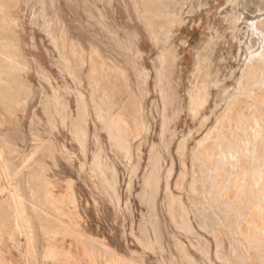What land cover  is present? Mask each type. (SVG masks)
Here are the masks:
<instances>
[{"label":"rangeland","instance_id":"374dc122","mask_svg":"<svg viewBox=\"0 0 264 264\" xmlns=\"http://www.w3.org/2000/svg\"><path fill=\"white\" fill-rule=\"evenodd\" d=\"M145 1L157 5L158 0H0V50L15 49L14 53L28 65L25 70L21 62L12 60L0 65V73L15 72L30 89L20 96L14 86L7 85L5 95L0 96V102L7 100L8 109H2L0 115V264H233V247L224 230L216 226L218 219H210L212 213L192 214L194 229L188 232L176 228L174 220L179 219L178 198L190 207V190L179 185L181 174L186 170L190 174L188 182L191 181L197 143L225 114L226 105L235 95L237 80L243 81L242 98L248 95L249 105L258 101L257 91L264 95V75L254 86L241 77L247 45H254L249 25L264 19V0H177L174 9L180 13L179 19L171 23L164 19L167 27L163 34L156 29L158 40L143 19L145 6H150ZM50 34L59 43L66 39L65 48L71 52L72 62H76L74 77L63 73L61 44L57 48ZM168 47L177 57L173 80L179 90V110L168 102L163 136L157 68ZM93 54L101 56V67L115 66L123 72L124 76L113 78L105 69L103 84L118 92V99L127 104L128 112L134 110L136 102L144 108L150 130L143 131L134 141L131 160L114 146L95 119L90 102L94 86L90 77L95 74ZM260 54L262 57L254 64H264V51ZM198 62L200 69L196 68ZM10 79L0 74L1 83L7 84ZM143 79L147 82L146 93L142 92ZM197 84L199 92L190 100V91ZM126 87H130L129 92ZM76 90L86 96L89 104L85 138L72 129L75 121L70 114L78 112ZM56 99L61 102L58 107L54 104ZM125 116L134 130L133 119L128 113ZM184 141L185 149L181 147ZM38 143L45 144L46 149L50 146L53 152L44 155L41 149L36 151ZM99 149L101 166L95 169L93 158ZM152 150L161 156L160 180L145 185L144 177L151 171ZM172 161L175 168L169 178ZM7 163L12 164L13 171H6ZM40 163L44 168L41 174L34 175L33 170ZM230 187L228 193L237 219L242 218L239 228L243 238L239 240L253 264H264L263 232L256 234L257 229L249 223L250 216H260L254 214L253 205L258 195L252 187L253 192L244 188L238 193ZM246 192L251 198L244 197ZM31 194H35V199ZM171 198L172 215L168 206ZM226 224L228 228L224 229H234L232 220ZM246 236L250 241L245 244ZM216 238L228 259L218 256ZM141 242L147 247L143 248ZM182 244L184 249L180 248ZM248 244L260 248L254 250ZM203 245L209 246V253L201 250Z\"/></svg>","mask_w":264,"mask_h":264},{"label":"bare ground","instance_id":"6f19581e","mask_svg":"<svg viewBox=\"0 0 264 264\" xmlns=\"http://www.w3.org/2000/svg\"><path fill=\"white\" fill-rule=\"evenodd\" d=\"M147 2L150 3V6H145V8H144L145 15L143 16V19L146 21V27L153 31L152 32L153 36L155 37V39L158 40V39H160V36H159L160 34H159V32L156 31V29H160V33L163 34L164 29L167 27V24L163 20L166 19L167 23H171V22H175L176 20L179 19L178 15L180 13L178 14L177 11L174 9L175 8L174 4L177 3V0H158L157 5H154L149 1H145L143 3H147ZM58 21L59 20H57V24L59 25ZM249 29L252 32V35L254 36V41H253L254 45L252 47L250 45H247V53L243 59V62H244L243 74L241 77L244 79L246 84L254 86L255 84H258L262 81L263 77H261V76L264 75V64L263 65L259 64V62H256L254 64L255 60H257L259 57H262V54H260V51H264V19H261L257 22H251L249 25ZM53 32H55V31H53ZM62 32L63 31H61V34H62ZM51 36L55 40V42H52V43L56 44L57 48L61 44V48H60L61 49L60 52H61V56H62L61 68H62L63 73L69 75L70 77H74L73 66L75 69V65H73V64L74 63L76 64V62H74V63L72 62L71 54H70L71 52H69V50H66V48H65V44L67 42L66 39L61 40L62 41V43H61L60 39L58 38L59 39L58 41H60V43H59L56 41L57 39H55L53 34H50L51 40H52ZM74 49H76V48H74ZM13 50H15V49H7L6 51L0 50V65L5 66L6 63H9L10 61L15 60V61L21 62L22 65H24L23 68L25 70H28V65L25 63V60H23V58H21V55L16 54L17 52L14 53ZM79 53H80V51L78 52V54ZM75 54L76 53L74 52V55ZM24 58H26V57H24ZM75 60L76 59H73V61H75ZM91 60H93V62H94V64H91V65H93L92 70L95 72V74H93V76L90 77L92 79V81H94V86L93 85L91 86L92 92H94V94L91 92V99H90L91 101L90 102H92V107H93V112L95 114V119L98 121V123L100 125H102L103 129L106 130V132L108 133V137L113 142L114 146L118 147L120 152L125 154L127 159H130L132 157V152L134 149V141L139 140L143 131L150 130V128H149L150 125L148 123H146V121H145L144 108L142 105H140L139 103L136 102V105L134 106V110L128 112L127 104L124 101H122V102L119 101L118 92L115 89H110L106 85L103 84L104 77H105V69H108V73L111 77H112V75H114L113 78H117L119 75L124 76L123 72L117 71V69H116L117 67H115V66H109V68H106V66L101 67L100 65H101L102 59H101V56H99L98 54H93V58ZM248 60H249V63L247 65ZM176 62H177V57H176V55H174L173 48L168 47L167 48V54L162 55V57L160 59V65L157 68V92L159 93V96H160L161 100L163 101L162 102L163 103V113L161 114V118H162L161 126L163 128L161 135H163V136L166 134L165 128L167 126L168 102L174 103L176 106L175 110L176 111L179 110V107L177 106L178 105L179 90L177 89L176 85L174 84V80H173L174 75H175V70L177 68ZM201 67H202V65L198 62L196 65V68L200 69ZM250 67L255 68V70L252 69L250 71ZM2 71H4V68ZM2 73H3V75L6 74L7 76H9L11 79L6 81L7 84H3L0 82V96L5 95L7 85L14 86L16 93L20 96L24 95L25 91H27L29 93V90H30L29 87L24 83V80L22 81L20 78H18L16 76L15 72H11V73L8 72V74H7L6 71H4ZM2 73H0V74H2ZM60 73H61V71H60ZM145 77L147 78V76H145L143 74V78H145ZM77 82H78V80H77ZM146 83H147L146 80L143 79V82H142L143 85L141 84L143 93H146V91H147ZM79 84H80V82H79ZM242 84H243L242 80H237L235 95L229 101V103L226 105L225 114L223 116H221L220 118H218L214 128L208 134H206L200 141H198V143H197L198 144V151H196L193 154V166H194V173L195 174L193 177H191V181L188 182V178L190 177V174L186 170H184L181 174L179 185L181 186V188L186 189V187H188V190H190V194H189L191 196L190 207H188L182 201V199L178 198L177 200H178V205H179V209H178V211H179L178 218L179 219L174 220V223H175L176 228H181V229H184L188 232L189 229H194V225H193L192 219H191L192 214H195L198 211H204L209 215H210V213H212L210 215V219L211 218H213V220L218 219L219 223L216 226L221 227L224 230L223 234L226 235V238H228V240L231 244L230 247L231 246L233 247L234 255L231 256L232 263L233 264H253V261L251 262L250 253L246 250L247 248L243 247L242 243L239 240V237L241 236L240 235L241 229L239 228V225H240V220L242 218L239 216V219H237V216H236L237 211L234 209L235 208L233 206L234 202L231 200L229 193H228V190H229V187L231 186L230 188H232V187L236 188L237 193L238 192H244L245 191L244 188L245 189L248 188L250 190V187H252L256 191L257 194L255 193L256 194L255 196L258 195V201H257V203L255 201H253L256 204L252 203L253 205H256V208H254L253 206H251V208L253 207L254 210L256 211L254 214L257 213V214H260V216L258 215V217H256L255 215L251 214L252 215V216H250L251 221H249V223H252L251 227L253 225L254 229L258 230V231L256 230V234H258L259 231H262L263 232L262 236H263L264 235V209L261 206L262 205L261 203L263 202L261 200H264V196H263L264 195V95H261V94H263L262 91H257L256 95L257 94L260 95L257 97L258 101H256V103H251L249 105L248 104L249 102H247V100H249L248 95H246V96L244 95L242 98V92H241L242 89H240V87L242 88ZM198 88H199V85L197 84L190 91V94H192L190 96V100L194 98V96H193L194 93L199 92ZM129 89H130V87H126V91L128 90V92H129ZM67 91H69V90H67ZM247 93H249V92H247ZM85 97L86 96H84L83 93H81L79 90H76V100H77L76 103H77L78 112H77V114H74V115L70 114L72 120L75 121V123L72 122V129H74V132L78 131L80 134H82L83 138H85V136L87 135L88 130L86 128V125H87V119L89 118L88 117V105L89 104L87 105V101H86ZM144 97H146V96H144ZM1 100L3 102H0V115H2V113H1L2 109L4 111L8 112V109H6L7 100H6V103H4L5 99H1ZM244 100H246V101H244ZM16 101H18V100H16ZM59 101L60 100L57 101V99L55 100V102H54L55 106L58 103H61ZM191 103L193 104L192 101H191ZM54 104H53V107H54ZM65 105L68 107L67 103ZM56 107H58V105ZM49 108H50V106H49ZM55 110H56V108H55ZM69 113H71V111ZM127 113L133 119L134 127H135L134 130L131 127L130 122L128 121V117L125 116ZM64 114L66 115V113H64ZM75 115H77V116H75ZM89 116H91L90 113H89ZM64 120L66 121V117H64ZM64 120H61V121L63 122ZM65 121L63 122L64 124H66ZM37 138H38V136H37ZM83 138L81 139L82 141H83ZM96 139H97V137H96ZM37 141H38V139H37ZM41 143H38V144H40V146H38L36 144L38 147L36 149V151L41 149V152L43 151L44 155H47L48 153L53 152L51 150L50 146L48 149H46V148H44L45 144H41ZM182 143H183V145H181V147L185 149V141ZM141 144H140V146H141ZM85 145L86 144L84 143V146ZM44 149H46V150L44 151ZM64 149H65V147H64ZM64 151H66V150H64ZM84 151H83V153H84ZM0 155H1V153H0ZM183 156H185V153ZM100 160H101V149L97 150V152L94 154L93 165H94L95 169L98 168L99 166H101L99 164ZM150 161H151V163H150L151 171L144 177L145 185H150L153 181L156 180L157 182H159V180H160L159 175H160V171L162 169V167L160 165V162H161L160 154L155 153L152 150ZM85 162H86V160H85ZM35 164H37V163H35ZM93 165H92V167H93ZM37 167H38V169L35 168L36 170L35 169L33 170V171H35V172H33L34 175L41 174V171H42L41 169L44 168V165L42 163H40V164H38ZM174 168H175V165H174V162L172 161V164H171L170 168L168 169V177L169 178L171 177V174H172ZM6 169H7L6 170L7 172L9 170L13 171L14 167L12 166L11 163H7ZM21 169H23V168H21ZM21 169H18V171ZM20 174H22V172ZM99 175H100V173H99ZM97 177H98V174H97ZM97 177H94V178H97ZM100 177L102 179V176H100ZM168 177H167V180H168ZM16 178H17V176H16ZM12 179H14V178H12ZM10 181H11V179H10ZM187 182H188V186H187ZM101 185H103V184H101ZM2 189H4V187ZM15 190H16V188H15ZM32 190H34V189H32ZM39 192L42 193L43 191H39ZM109 192H110V190H109ZM252 192H253V190H252ZM252 192H250V193H252ZM32 194H31V198L33 199L35 194L33 197H32ZM245 194H244V197L246 196V198H247V195L248 196L251 195V194L249 195V193L247 194V192ZM47 195L45 193V196H47ZM37 196H39V195H37ZM238 196H239V194H238ZM242 197H243V195H242ZM70 198H71V196H70ZM250 198H251V196H250ZM253 198L256 199V197H253ZM34 199H35V197H34ZM71 199L73 200V198H71ZM248 200H249V197H248ZM250 200H254V199H250ZM20 201H21V199H20ZM74 201H75V199H74ZM173 201H174L173 198H171V201L168 204L170 215H172V211H173ZM49 202H50V200H49ZM195 202H197L198 206H196L197 204H195ZM248 202H246V203H248ZM21 203L24 204V202H21ZM237 203H239V202H237ZM5 204H6V202H5ZM15 204H16V202H15ZM243 204H245V203H243ZM250 204H251V202H250ZM263 205H264V202H263ZM244 207H247V206H244ZM237 208H240V207H237ZM249 208H246V209H249ZM243 212H244V210H243ZM216 213H217V215H216ZM240 213H242V211L239 212V215H240ZM47 216H49V215H47ZM258 219L261 221V223H258V221H259ZM25 220H27V219H25ZM227 220H232V222L234 224V226H233L234 229L233 228H230L228 230L224 229L225 227L228 228V225L226 224ZM59 224H61V223L59 222ZM249 228H250V224H249ZM250 230H252V229H250ZM28 232H30V231H28ZM248 233H250V232H248ZM237 234H238V236H236ZM258 237H259V235H258ZM241 238H243V237H240V239ZM253 238H255V237H252L251 239H253ZM245 239H246L245 244L247 241H250L248 239V236H246ZM259 239H261V238L259 237ZM216 240L218 243V253H217V254H219L218 256H220L221 258H224V259H228V256L226 255V253L223 252V250H222L220 241L218 240V238H216ZM262 240H264V239H262ZM252 241L253 240H251V242ZM142 243L143 242H141V245L143 246V248H146L147 246L145 245L146 246L145 247ZM263 245H264V243L262 244V246ZM178 246H179V244H178ZM249 246L253 247L252 244ZM249 246H247V247H249ZM259 246H261V245H259ZM183 247L184 246L182 244V246L180 248L184 249ZM257 247H255V248L253 247L254 250ZM151 248H152V246H151ZM258 248H260V247H258ZM147 250H148V248H147ZM201 250L205 253H209V246L203 245V248H201ZM248 250H249V248H248ZM105 252H106V250H105ZM161 253H162V251H161ZM93 255H94V253H93ZM106 256H108V255H106ZM124 264H126V263H124ZM133 264H135V263H133ZM163 264H164V262H163Z\"/></svg>","mask_w":264,"mask_h":264}]
</instances>
